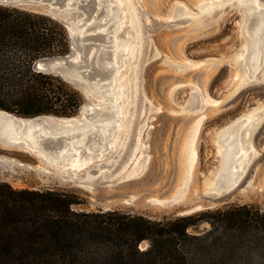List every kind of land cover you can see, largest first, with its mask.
<instances>
[{
	"label": "rangeland",
	"instance_id": "rangeland-1",
	"mask_svg": "<svg viewBox=\"0 0 264 264\" xmlns=\"http://www.w3.org/2000/svg\"><path fill=\"white\" fill-rule=\"evenodd\" d=\"M0 3L65 28L69 52L39 71L82 100L72 117L0 111L14 121L0 128V182L153 220L264 211V0Z\"/></svg>",
	"mask_w": 264,
	"mask_h": 264
},
{
	"label": "trees",
	"instance_id": "trees-1",
	"mask_svg": "<svg viewBox=\"0 0 264 264\" xmlns=\"http://www.w3.org/2000/svg\"><path fill=\"white\" fill-rule=\"evenodd\" d=\"M69 50L65 28L52 18L0 5V110L74 116L80 95L35 66ZM83 204L75 191L0 182V264H264V211L249 205L153 220L76 209ZM201 223L210 229L189 232Z\"/></svg>",
	"mask_w": 264,
	"mask_h": 264
},
{
	"label": "bare ground",
	"instance_id": "bare-ground-1",
	"mask_svg": "<svg viewBox=\"0 0 264 264\" xmlns=\"http://www.w3.org/2000/svg\"><path fill=\"white\" fill-rule=\"evenodd\" d=\"M250 3H252V1H250ZM253 6V5H252ZM4 113H0V128H4V125L5 124H8V122H14V121H12L13 119L11 118V116H4L3 115ZM7 114V113H6ZM42 124H45V123H43L42 121H40V119H35L34 120V125L36 126V127H38V129H36V130H40V131H42L43 132V125ZM111 124V123H110ZM30 125H32V124H30ZM29 125V126H30ZM27 128V127H26ZM25 128V129H26ZM1 131V130H0ZM80 142V141H79ZM64 155H65V153H64ZM63 156V155H62Z\"/></svg>",
	"mask_w": 264,
	"mask_h": 264
},
{
	"label": "water",
	"instance_id": "water-1",
	"mask_svg": "<svg viewBox=\"0 0 264 264\" xmlns=\"http://www.w3.org/2000/svg\"><path fill=\"white\" fill-rule=\"evenodd\" d=\"M0 5H1V3H0ZM79 39H80V41H81V43H82V41H83V39L81 38V37H79ZM45 59V58H44ZM42 60V59H41ZM41 60H39V61H37L36 62V69L39 71L40 70V67H41V65H42V62H41ZM41 72V71H40ZM0 111H3V112H6V111H4V110H0ZM6 113H8V112H6ZM8 114H11V113H8ZM13 115V114H12ZM37 117H41V116H37Z\"/></svg>",
	"mask_w": 264,
	"mask_h": 264
}]
</instances>
